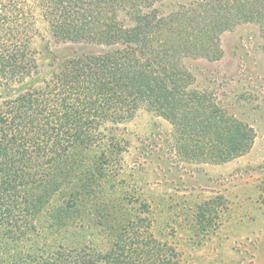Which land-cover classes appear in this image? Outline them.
I'll return each mask as SVG.
<instances>
[{
    "label": "trees",
    "instance_id": "trees-1",
    "mask_svg": "<svg viewBox=\"0 0 264 264\" xmlns=\"http://www.w3.org/2000/svg\"><path fill=\"white\" fill-rule=\"evenodd\" d=\"M153 1L0 0V264H174L111 171L124 147L105 127L140 108L171 126L179 162L224 164L251 150L253 129L190 89L180 62L219 58L231 20L256 25L264 54V0H210L175 26L144 11ZM39 20L57 44L103 49L45 48L37 60ZM85 223L107 231V247L76 234Z\"/></svg>",
    "mask_w": 264,
    "mask_h": 264
},
{
    "label": "rangeland",
    "instance_id": "rangeland-1",
    "mask_svg": "<svg viewBox=\"0 0 264 264\" xmlns=\"http://www.w3.org/2000/svg\"><path fill=\"white\" fill-rule=\"evenodd\" d=\"M209 2L155 0L144 11H155L158 19L175 26L185 19L193 22ZM123 19L124 11L119 13V20ZM229 26L218 35L219 58L186 57L180 67L190 75V89L205 92L253 129L254 141L247 154L224 164L179 162L170 149L171 126L141 108L132 119L114 127L108 125L104 131L112 129V135L124 147L111 171L116 180L125 183L122 189L133 190L129 209L134 207L137 215L132 214L146 218L145 222L150 219V232L156 243L169 251L174 264H264L262 39L252 22L231 20ZM35 29L31 47L37 60L48 58L45 48L55 52L103 49L57 44L42 20ZM102 148H96L93 154L98 156ZM53 201L52 206L58 205ZM206 204H218L216 214H204ZM76 232L85 238L96 237L94 243L100 247H107L111 241L104 236L107 231L99 236L87 223ZM63 234L58 233V239Z\"/></svg>",
    "mask_w": 264,
    "mask_h": 264
}]
</instances>
